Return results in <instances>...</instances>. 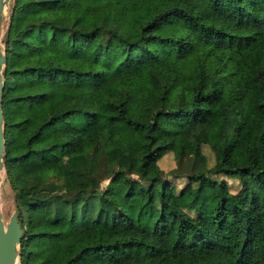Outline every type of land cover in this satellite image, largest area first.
Listing matches in <instances>:
<instances>
[{
	"label": "trees",
	"instance_id": "16d2710c",
	"mask_svg": "<svg viewBox=\"0 0 264 264\" xmlns=\"http://www.w3.org/2000/svg\"><path fill=\"white\" fill-rule=\"evenodd\" d=\"M3 42L19 264H264V0H13Z\"/></svg>",
	"mask_w": 264,
	"mask_h": 264
},
{
	"label": "water",
	"instance_id": "95a60500",
	"mask_svg": "<svg viewBox=\"0 0 264 264\" xmlns=\"http://www.w3.org/2000/svg\"><path fill=\"white\" fill-rule=\"evenodd\" d=\"M13 0H0V174L5 178L4 169V117L1 106L3 89V71L6 66V52L3 36L8 27L12 12ZM6 180V178H5ZM22 229L18 222V212L14 204L12 213L7 221L4 220L0 209V264H19L20 240Z\"/></svg>",
	"mask_w": 264,
	"mask_h": 264
},
{
	"label": "rangeland",
	"instance_id": "374dc122",
	"mask_svg": "<svg viewBox=\"0 0 264 264\" xmlns=\"http://www.w3.org/2000/svg\"><path fill=\"white\" fill-rule=\"evenodd\" d=\"M173 99H174V93L170 96V101H172ZM232 118L236 119V122L234 125H236V123L238 122L237 117L234 114H231L230 118L228 120L229 124L227 123L229 128H231V126L234 123V120L232 121V123L229 122ZM233 127L228 131L231 132ZM211 136L213 139H216L218 137L214 131L211 133ZM230 139H231V137H229L228 140H230ZM103 184H104V182H103ZM13 208H14L13 193H12L7 181L5 180V178H2V175L0 174V209L2 211V214H3L5 221L8 220L10 214L13 211ZM45 253H46V248L43 246L42 240L35 238V239H33V242H32V249L29 251L28 254L25 255V260L27 263H31L35 258L41 257Z\"/></svg>",
	"mask_w": 264,
	"mask_h": 264
}]
</instances>
